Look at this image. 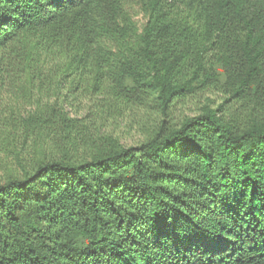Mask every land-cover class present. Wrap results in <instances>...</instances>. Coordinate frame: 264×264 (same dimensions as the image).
<instances>
[{"label":"trees","instance_id":"obj_1","mask_svg":"<svg viewBox=\"0 0 264 264\" xmlns=\"http://www.w3.org/2000/svg\"><path fill=\"white\" fill-rule=\"evenodd\" d=\"M0 264H264V0H0Z\"/></svg>","mask_w":264,"mask_h":264},{"label":"rangeland","instance_id":"obj_2","mask_svg":"<svg viewBox=\"0 0 264 264\" xmlns=\"http://www.w3.org/2000/svg\"><path fill=\"white\" fill-rule=\"evenodd\" d=\"M138 12V8L134 7L133 13H135L136 21L142 24L143 18ZM222 98L223 96L213 88L193 90L185 98H182L176 103L173 108L172 117L176 120L186 115H193L205 105L216 106L220 103ZM148 113L149 112L146 111L145 108L139 110H125L122 115L118 117L113 127L109 129L112 131L114 137L119 139L122 143L126 145L135 144L144 138L145 131L148 128L145 127L144 123L150 126L153 122V116L149 113L150 116L148 117Z\"/></svg>","mask_w":264,"mask_h":264}]
</instances>
